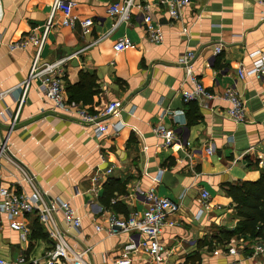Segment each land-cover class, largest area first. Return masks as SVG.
<instances>
[{"label":"crops","instance_id":"0c3cea01","mask_svg":"<svg viewBox=\"0 0 264 264\" xmlns=\"http://www.w3.org/2000/svg\"><path fill=\"white\" fill-rule=\"evenodd\" d=\"M124 1L71 0L73 13L92 19L94 25L84 33L80 26H63L61 13H56L41 51L42 62L69 60L64 77L68 99V86L77 84L84 73L96 76L92 90L97 94L92 104H80L95 113L109 102L121 103L117 115L107 121L108 131L97 136L90 127L58 112L37 80L30 82L20 104L37 48L11 46L31 33L44 34L53 0H0V112L9 113L7 122L0 118V143L7 149L0 158V188L32 193L23 168L50 198L70 202L82 218L81 230H68L62 212L56 214L57 222L73 248H91L87 264H115L125 247L138 246L143 238L138 233L119 231L110 236L96 227L107 228L113 220L128 218L125 211H144L146 203L138 192L151 188L180 205L179 212L169 217L174 225L159 238L167 250L164 264H185L195 254H201L202 264L264 261L251 257L254 240L233 238L223 245L212 239L218 228L233 229L239 221L223 185L255 182L264 173V84L239 76L241 68L253 65L250 53L264 52V7L260 0H191L175 20L170 15L172 0H137L150 5L154 23L164 35L163 42L155 44L138 8L132 9L128 22L114 28L116 18L107 9ZM121 39L132 45L115 53L113 45ZM188 51L195 52L193 74L216 95L214 99L184 101L182 91L192 90L193 84L187 67L179 62ZM229 87L244 102L243 123L228 116L230 104L222 94ZM194 109L199 119L190 124ZM117 122L123 126L118 133L112 127ZM156 127L175 131L181 143L164 147ZM97 173L102 174L99 187L93 181ZM202 189L210 193L211 208L198 217ZM19 220L28 228L26 241L0 213V258L25 256L45 264L54 245L46 228L35 215ZM232 248L237 249L236 256ZM132 256L135 264H151L140 247Z\"/></svg>","mask_w":264,"mask_h":264},{"label":"built area","instance_id":"2783aa9c","mask_svg":"<svg viewBox=\"0 0 264 264\" xmlns=\"http://www.w3.org/2000/svg\"><path fill=\"white\" fill-rule=\"evenodd\" d=\"M162 3H168L166 0H161ZM191 0H172L170 1V15L173 19L178 20L181 16V10L190 3ZM260 4L264 7V0H260ZM133 8H138L143 13L145 31L151 42L161 44L164 40V35L154 23V16L151 12V7L148 4H140L137 0H125L121 5L114 4L107 9V13L116 18L114 28L121 22H128L131 17ZM56 13H61V24L65 27L75 28L80 26L84 33H87L94 25L92 19H81L73 13V3L71 0H53L52 10L46 24L45 32L42 36H36L31 33L24 37L18 43L12 45V49H23L29 45L37 48V54L32 62L31 71L28 80L24 83L23 94L20 104L23 103L27 89L32 80H37L41 83L45 98L54 104L55 108L64 116L76 119L82 124L93 129L97 136L105 134L109 125L108 120L114 118L121 109L119 101H112L105 105L99 111L92 113L86 106L75 101H70L66 97L65 92V69L69 61L67 58L59 59L52 62L41 61V51L46 42L49 30L54 25ZM264 15V13H263ZM132 43L128 39H121L115 42L113 50L115 53H121L131 47ZM221 47L216 48V52L221 51ZM253 58L251 68L239 70L240 78L254 77L264 84V52L256 50L249 54ZM75 56V55H74ZM195 57V52L188 51L184 54L180 62L187 67V78L192 82V90L182 91V97L186 102L201 101L203 98L211 99L216 95L208 92L191 70V61ZM222 98L230 104L228 116L233 122L243 123L246 120V112L244 102L234 87L227 88L222 94ZM13 117V123L18 119L16 113ZM0 118L7 122L9 118L8 109L0 112ZM112 127L118 133L123 126L117 122L112 124ZM156 136L162 141L164 147H173L181 143L178 134L164 127H156L154 129ZM7 152L6 145L0 143V158ZM207 154H211L212 150L208 148ZM23 179L32 186V193L16 194L0 188V213L4 214L12 230L19 233L20 239L26 241L28 237V228L20 221L21 218H26L29 215H35L39 222L46 228L49 238L53 241L52 249L46 254L45 264H56L59 260H64L72 264H87L85 258L91 253V248H73L67 240L66 232L60 228L57 222L56 214L62 212L63 222L68 230L80 231L82 228V218L77 210L68 201H63L58 198H50L45 192L36 186L35 178L25 169L21 168ZM111 170H108V174ZM102 174L97 173L93 177L94 186L99 187L102 183ZM138 194L144 199L146 208L142 212H133L128 218L117 219L110 222L107 228L97 226V231H106L110 236L117 232H135L143 238L138 242V246L134 244L124 248L121 256L115 261V264H135L133 253L137 252L139 247L141 252L146 254L151 264H164L166 261L167 250L160 242V236L166 227L173 226L174 222L169 220V217L177 214L180 210V205L166 197H162L151 188L147 191L139 190ZM201 197L203 199L202 208L198 211V217L209 210L210 193L202 189ZM252 258L262 257L264 259V241H256L253 246ZM232 254L237 255V249L232 248ZM41 261L34 259L27 261L25 256H20L16 260H5L0 258V264H40ZM227 264H240L239 261L233 260ZM258 264H264V261Z\"/></svg>","mask_w":264,"mask_h":264},{"label":"trees","instance_id":"16d2710c","mask_svg":"<svg viewBox=\"0 0 264 264\" xmlns=\"http://www.w3.org/2000/svg\"><path fill=\"white\" fill-rule=\"evenodd\" d=\"M96 79V76L81 73L80 81L67 88L70 96L69 100L85 105L92 104L93 96L97 94L92 90L95 88ZM189 119L190 124H195L198 121L197 109L190 111ZM223 189L234 202L239 221L233 229L218 228L212 239L223 245L230 243L233 238L264 241V173L255 182L227 183L223 185ZM112 197L110 196V198ZM116 205H113V207L115 208ZM125 213L129 217L130 214L126 211ZM37 231V233H40L39 235L44 236L40 228L37 227ZM185 264H202L201 254L190 256Z\"/></svg>","mask_w":264,"mask_h":264}]
</instances>
